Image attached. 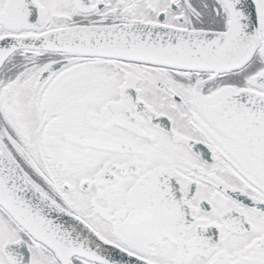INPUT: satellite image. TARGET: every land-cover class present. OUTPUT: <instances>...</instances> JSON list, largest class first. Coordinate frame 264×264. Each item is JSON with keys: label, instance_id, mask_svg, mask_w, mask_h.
Listing matches in <instances>:
<instances>
[{"label": "snow or ice", "instance_id": "6c2138e0", "mask_svg": "<svg viewBox=\"0 0 264 264\" xmlns=\"http://www.w3.org/2000/svg\"><path fill=\"white\" fill-rule=\"evenodd\" d=\"M0 264H264V0H0Z\"/></svg>", "mask_w": 264, "mask_h": 264}]
</instances>
